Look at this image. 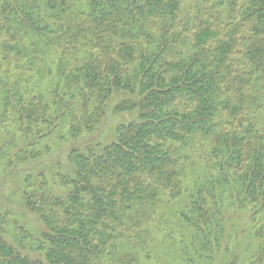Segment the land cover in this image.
Returning <instances> with one entry per match:
<instances>
[{
  "label": "trees",
  "instance_id": "16d2710c",
  "mask_svg": "<svg viewBox=\"0 0 264 264\" xmlns=\"http://www.w3.org/2000/svg\"><path fill=\"white\" fill-rule=\"evenodd\" d=\"M189 1L0 0V117L29 158L93 132L114 95L136 115L101 153L73 150L66 195L25 193L44 261L0 236V264H135L168 211L166 238L196 245L235 202L264 223V0ZM14 145L0 135L2 157Z\"/></svg>",
  "mask_w": 264,
  "mask_h": 264
},
{
  "label": "rangeland",
  "instance_id": "374dc122",
  "mask_svg": "<svg viewBox=\"0 0 264 264\" xmlns=\"http://www.w3.org/2000/svg\"><path fill=\"white\" fill-rule=\"evenodd\" d=\"M194 2L190 0L186 6L191 7ZM128 98L114 95L105 105L103 121L93 132H85L67 142L51 138V144L50 141L45 143L50 144L49 151L41 150L42 156L35 160L29 157L36 151L29 144L24 146L19 133L23 124L18 125L12 120L4 122L0 117V135L9 132L15 140L13 147L3 148L5 157L0 155V236L16 253L21 251L32 260L44 261V255L31 249L35 241H42L41 235L46 232V227L38 215L27 209L25 193L38 188L56 197L66 195L69 189L57 184L56 177L65 175L75 178L76 169L70 162V154L73 150L82 155L90 150L101 153L104 147L112 144L118 127L136 118L134 114L115 111ZM22 151L26 156L21 154ZM233 205L230 211L225 206L220 214L222 223L212 230L213 234H218L217 241L211 237L201 245L190 240L188 233L196 234L193 229L177 230V234L184 232L187 235L183 238L185 241L166 238L174 226L169 211L154 218L148 224L146 250L138 255L135 264H264V223H260L258 215L252 212L253 207L236 202ZM18 243H23L25 249L20 248Z\"/></svg>",
  "mask_w": 264,
  "mask_h": 264
}]
</instances>
